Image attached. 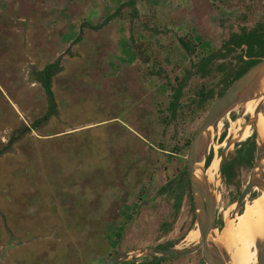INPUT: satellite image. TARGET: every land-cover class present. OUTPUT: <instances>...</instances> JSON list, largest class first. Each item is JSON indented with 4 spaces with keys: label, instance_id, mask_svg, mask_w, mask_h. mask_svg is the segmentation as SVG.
Instances as JSON below:
<instances>
[{
    "label": "rangeland",
    "instance_id": "obj_1",
    "mask_svg": "<svg viewBox=\"0 0 264 264\" xmlns=\"http://www.w3.org/2000/svg\"><path fill=\"white\" fill-rule=\"evenodd\" d=\"M126 1L0 0V264H97L119 253L130 258L126 264L167 241L181 249L194 244L187 189L166 230L160 223L173 217L174 199L157 190L183 173L188 145L213 101L199 106L197 90L217 92L219 64L237 68L239 50L217 58L206 74L194 64L231 33L264 25V0H135V15L124 6L95 27ZM57 58L58 111L34 128L46 101L31 75ZM176 78L186 84L169 120ZM246 127L247 137L237 139ZM249 137L262 145L250 110L238 105L211 130L206 154L220 158L230 140L224 162H231ZM250 171L236 166L231 185L217 172L216 234L228 233L229 220L247 212L244 201L234 214L233 202ZM260 198L263 192L247 200L256 205ZM241 225L232 224L236 235ZM200 260L197 250L162 264Z\"/></svg>",
    "mask_w": 264,
    "mask_h": 264
},
{
    "label": "water",
    "instance_id": "obj_2",
    "mask_svg": "<svg viewBox=\"0 0 264 264\" xmlns=\"http://www.w3.org/2000/svg\"><path fill=\"white\" fill-rule=\"evenodd\" d=\"M238 50L240 51V49ZM262 97L264 98V56L260 57L255 64L250 66L219 97L211 102L188 145L185 170L193 203L196 228L199 232L197 242L189 248L182 249L176 245L167 248L148 247L139 252L141 256L157 255L165 258H178L188 256L200 250L201 262L203 264H228V258L225 260L216 244L209 237L216 229V206L211 186L204 175L205 168L201 167V162L204 161L207 155L211 130L218 125L220 120L234 107ZM260 112L264 114V100L258 102L254 108V114L257 115ZM261 144L260 147L256 144L249 178L233 202L236 205L234 214L238 212V209L247 198L253 200L256 196H260L262 192L264 193V177L262 175V171L264 170V143ZM229 145L230 140H227L220 155L218 169L220 174L225 159L224 150ZM254 188H256L255 197H253ZM256 251L255 264H264V238L257 245ZM127 260H130V258L119 253L97 264H120Z\"/></svg>",
    "mask_w": 264,
    "mask_h": 264
},
{
    "label": "trees",
    "instance_id": "obj_3",
    "mask_svg": "<svg viewBox=\"0 0 264 264\" xmlns=\"http://www.w3.org/2000/svg\"><path fill=\"white\" fill-rule=\"evenodd\" d=\"M135 0H128L125 3L121 4L116 11L109 14L105 17V19L99 23L107 24L124 6H129L135 15L136 10L133 7ZM80 37L78 36L75 41H78ZM181 39V38H180ZM183 49L187 53H191V49L189 48V44L187 42L180 40ZM245 46V48H243ZM240 49L238 54H236V58L238 61L237 68H230V67H223L224 64H219V69H223V76L220 79L222 81V87L218 89L217 92L213 90H205V89H198V105L202 106L206 102L214 100L215 98L219 97L226 88L241 74H243L250 66L255 64L260 57L264 56V25L261 23H257L254 27L250 29H242L240 32H233L230 34L227 40L223 41L221 47L216 51L209 55L203 56L196 64L197 71L201 74H206L210 72V64L214 63L215 60L222 55H226L225 53H229L232 51H237ZM68 51V50H67ZM66 51V52H67ZM60 63L59 59H55L52 62H49L43 66L40 70H35L33 75H31L33 81H37L40 83L41 87L44 91L45 101H46V110L45 112L35 120L33 127L37 128L40 124H45L52 116L57 114V102L56 98L52 89V78L55 73L59 70ZM162 69L158 68L156 70L157 74H159ZM188 74V73H187ZM186 84L185 78H176V83L174 89L172 90L170 100L168 101L167 110H168V119L172 120L177 116V111L179 108V101L183 94V88ZM224 134L222 133L220 138H223ZM256 150V142L253 137L247 138L242 143L238 144V147L235 149V154L230 159L231 162H224L221 167V175L224 178V181L231 185L233 184V179L235 176L234 168L240 165H247L251 166L254 153ZM1 153V152H0ZM213 153L209 152L204 158V166L205 168H209L211 165ZM226 163H229L226 167ZM187 189V194L191 199L189 183L186 176V170H183L181 176H179L176 180H172L170 182L165 183L164 185L158 188L159 194L168 193L174 199L172 203V209L174 211L173 217L171 220H164L160 223V228L163 230L168 229L171 227L173 220L176 218V214L181 207V203L185 196ZM172 221V222H171ZM174 246L172 241H167L162 244H158L155 247L160 248H167ZM169 260V258L159 257L157 255L152 256H144L140 259L134 258L131 261H128L126 264H162L163 262ZM121 264V263H120ZM202 264V263H201Z\"/></svg>",
    "mask_w": 264,
    "mask_h": 264
},
{
    "label": "bare ground",
    "instance_id": "obj_4",
    "mask_svg": "<svg viewBox=\"0 0 264 264\" xmlns=\"http://www.w3.org/2000/svg\"><path fill=\"white\" fill-rule=\"evenodd\" d=\"M263 100L264 98L262 97V98H259L258 100L252 99L243 104V108L245 111L250 110V114L254 120V125L256 128V132H257V138L260 143H264V114L262 112L258 113L257 115L254 114V108L258 102H262ZM241 132H242L241 136L237 139L243 140L248 135L247 127ZM237 139H233V140H237ZM219 162H220V158L214 157L211 163L212 167L209 168L208 170L207 168L204 170L206 180L210 186H215L218 184L216 176H217V172L219 169ZM197 172L199 171L197 170ZM253 190L255 191L256 188H254ZM245 205H246L247 212L245 211V214L243 216H240L242 214L241 212L239 214H235L233 219L229 220L227 228H226L228 233L221 232L220 235H218L216 234V232H213L214 236H213V233H211L209 236L213 240V242L216 244L220 253L222 254V256H224L225 260L226 258H228L227 256L229 254L232 255L228 259V264H242V263L255 264L256 263V252H257L256 247L259 244V242L263 240L264 238V201L263 199L260 198L256 205L254 204L253 201H250V200L248 201L246 199L244 206ZM235 223H242L241 229L239 230V233L237 235L235 234V231L232 227V224H235ZM198 238H199V232L197 228L194 230H191L190 233L188 234V240L190 242L195 243L197 242ZM221 238H222V243L224 245L223 244L220 245L218 243L221 240ZM233 243H235L236 244L235 246L241 250L242 255L234 256L235 255L234 250H232L234 246L233 247L231 246Z\"/></svg>",
    "mask_w": 264,
    "mask_h": 264
},
{
    "label": "flooded vegetation",
    "instance_id": "obj_5",
    "mask_svg": "<svg viewBox=\"0 0 264 264\" xmlns=\"http://www.w3.org/2000/svg\"><path fill=\"white\" fill-rule=\"evenodd\" d=\"M253 163V162H252ZM251 166H252V164H251ZM192 201V200H191ZM216 229H219V227H217V218H216ZM223 239H224V237H223ZM223 242H224V240H223ZM221 245V244H220ZM232 247L234 246V248L232 249V250H234V256H240V255H242L241 254V250L239 249V248H237L234 244H232L231 245ZM230 256H232L231 254H229L228 255V259L230 258ZM201 261V260H200ZM202 263V262H201Z\"/></svg>",
    "mask_w": 264,
    "mask_h": 264
}]
</instances>
